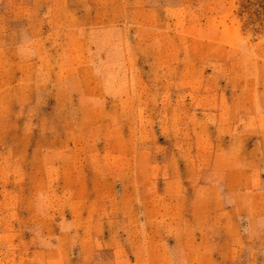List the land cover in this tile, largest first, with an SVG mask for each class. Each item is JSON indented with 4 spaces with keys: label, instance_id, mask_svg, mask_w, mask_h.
<instances>
[{
    "label": "rangeland",
    "instance_id": "obj_1",
    "mask_svg": "<svg viewBox=\"0 0 264 264\" xmlns=\"http://www.w3.org/2000/svg\"><path fill=\"white\" fill-rule=\"evenodd\" d=\"M261 113L264 0H0V264H191Z\"/></svg>",
    "mask_w": 264,
    "mask_h": 264
},
{
    "label": "crops",
    "instance_id": "obj_2",
    "mask_svg": "<svg viewBox=\"0 0 264 264\" xmlns=\"http://www.w3.org/2000/svg\"><path fill=\"white\" fill-rule=\"evenodd\" d=\"M258 118L264 119V113L259 114ZM246 165L245 170L235 172L245 176V180L235 182L229 179L230 186L227 188L234 203L217 215L224 224L214 227L212 232L216 237L206 239L204 227L198 226V233L188 234L187 240L178 245L186 263L201 264L207 253L209 256L218 254L220 262H227L240 258L243 249H251L258 252L259 264H264V161L249 160ZM243 197L245 204L241 200ZM243 219L246 224L244 228L241 224ZM230 223H233L232 229L228 228Z\"/></svg>",
    "mask_w": 264,
    "mask_h": 264
}]
</instances>
